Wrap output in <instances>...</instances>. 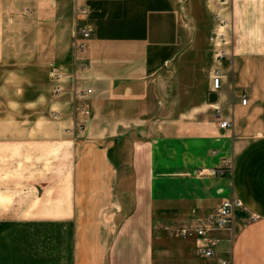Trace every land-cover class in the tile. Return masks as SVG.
<instances>
[{"label":"crops","instance_id":"obj_1","mask_svg":"<svg viewBox=\"0 0 264 264\" xmlns=\"http://www.w3.org/2000/svg\"><path fill=\"white\" fill-rule=\"evenodd\" d=\"M33 5L39 121L0 129V264H264V0ZM9 15L0 8V65ZM78 26L90 31L81 53ZM222 159L229 173L206 174ZM229 197L232 227L199 257L177 230Z\"/></svg>","mask_w":264,"mask_h":264},{"label":"rangeland","instance_id":"obj_2","mask_svg":"<svg viewBox=\"0 0 264 264\" xmlns=\"http://www.w3.org/2000/svg\"><path fill=\"white\" fill-rule=\"evenodd\" d=\"M33 4L34 0H0V8L3 13L10 14V17H7L1 25L3 35L7 38L5 41L7 54L2 57L0 65V118L7 117V119H0V129L4 128V125L13 130L36 127L39 121L37 120L39 102H27V100L35 99L39 94V67L31 64L32 60L38 56L30 54L36 44V40L32 37L36 36L37 28H39V25L33 21L39 18L31 12L23 11L25 5L34 6ZM32 10H36V8ZM19 12L20 17L18 16ZM11 15L14 16L11 17ZM78 130L81 132L82 126L79 125ZM16 151L18 149L11 150L13 158H11L12 164L8 169L11 171L9 174L13 176L19 175L21 171L20 155ZM32 151L34 153L35 148ZM34 158L35 156L32 157V160ZM13 160H16L17 163ZM3 170H5L3 167L0 168V175L3 174Z\"/></svg>","mask_w":264,"mask_h":264},{"label":"built area","instance_id":"obj_3","mask_svg":"<svg viewBox=\"0 0 264 264\" xmlns=\"http://www.w3.org/2000/svg\"><path fill=\"white\" fill-rule=\"evenodd\" d=\"M223 21H219V24L222 25ZM90 31L87 27L78 26L75 29V35L77 39L74 43V51L77 53H81L85 46V40L89 37ZM223 33L218 32L213 34L210 39L213 40L217 48L214 50V56L217 61H219L222 57L225 56L224 50L220 47L225 43L223 38ZM79 68H83L84 64L82 60L77 62ZM221 75L217 69L212 71V75L210 77L211 89L216 90L220 85ZM60 87L55 85L51 93L58 94L60 92ZM86 93H89L90 90L86 89ZM247 97L245 94L241 96V103L246 104ZM77 110L81 113H85L87 110L82 106H78ZM230 124L227 121L221 120L218 123V126L221 128L228 127ZM231 169L230 160L222 159L221 164L217 167H209L206 169V174L208 175H223L225 173H229ZM240 206V202L238 199L229 197L224 198L220 201V203L215 207V209L202 218L199 223L191 228H179L177 230V235L181 238H192L194 241L195 252L199 257L202 258H210L215 255L217 239L211 236V232L218 230H227L232 227L233 222V212L234 210ZM219 264H229L228 259H220Z\"/></svg>","mask_w":264,"mask_h":264}]
</instances>
